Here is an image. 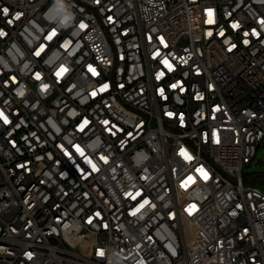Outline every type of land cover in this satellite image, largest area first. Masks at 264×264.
<instances>
[{"label": "built area", "instance_id": "obj_1", "mask_svg": "<svg viewBox=\"0 0 264 264\" xmlns=\"http://www.w3.org/2000/svg\"><path fill=\"white\" fill-rule=\"evenodd\" d=\"M0 113V264H264V0H0Z\"/></svg>", "mask_w": 264, "mask_h": 264}, {"label": "rangeland", "instance_id": "obj_2", "mask_svg": "<svg viewBox=\"0 0 264 264\" xmlns=\"http://www.w3.org/2000/svg\"><path fill=\"white\" fill-rule=\"evenodd\" d=\"M244 172L251 175L264 174V143L258 149L254 163H252L250 166H245ZM257 185L264 190L263 182L258 181Z\"/></svg>", "mask_w": 264, "mask_h": 264}, {"label": "snow or ice", "instance_id": "obj_3", "mask_svg": "<svg viewBox=\"0 0 264 264\" xmlns=\"http://www.w3.org/2000/svg\"><path fill=\"white\" fill-rule=\"evenodd\" d=\"M5 12H7L8 10L7 9H4ZM0 115H2V113H0Z\"/></svg>", "mask_w": 264, "mask_h": 264}, {"label": "trees", "instance_id": "obj_4", "mask_svg": "<svg viewBox=\"0 0 264 264\" xmlns=\"http://www.w3.org/2000/svg\"><path fill=\"white\" fill-rule=\"evenodd\" d=\"M260 181H262L264 183V179L263 178Z\"/></svg>", "mask_w": 264, "mask_h": 264}]
</instances>
